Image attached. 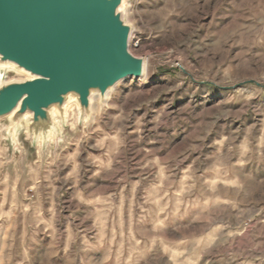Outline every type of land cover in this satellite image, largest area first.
Returning a JSON list of instances; mask_svg holds the SVG:
<instances>
[{"label": "rangeland", "instance_id": "obj_1", "mask_svg": "<svg viewBox=\"0 0 264 264\" xmlns=\"http://www.w3.org/2000/svg\"><path fill=\"white\" fill-rule=\"evenodd\" d=\"M123 2L145 76L0 118V264H264V0Z\"/></svg>", "mask_w": 264, "mask_h": 264}, {"label": "water", "instance_id": "obj_2", "mask_svg": "<svg viewBox=\"0 0 264 264\" xmlns=\"http://www.w3.org/2000/svg\"><path fill=\"white\" fill-rule=\"evenodd\" d=\"M122 3L0 0V62L31 76L0 87V118L30 113L33 126H47L50 108L62 109L71 96L89 111L93 92L105 99L120 82L142 77L144 63L130 52Z\"/></svg>", "mask_w": 264, "mask_h": 264}, {"label": "bare ground", "instance_id": "obj_3", "mask_svg": "<svg viewBox=\"0 0 264 264\" xmlns=\"http://www.w3.org/2000/svg\"><path fill=\"white\" fill-rule=\"evenodd\" d=\"M124 3V2H123ZM122 3V4H123ZM121 10V9H120ZM144 63V68H143V76H145L146 75V73H147V70H148V66H149V64L148 63H146V62H143ZM8 64H10V63H8ZM12 65V64H11ZM23 71V70H22ZM24 72V71H23ZM142 76V77H143ZM93 93H95V92H93ZM97 95V94H96ZM96 95H92L91 96V98H90V106H92V103H93V100L94 99H96V98H99V97H97ZM99 95V94H98ZM100 96V95H99ZM111 96V91H108L107 92V94H106V96H105V99L106 100H108L109 99V97ZM105 100V101H106ZM73 105H72V102H70V101H67L66 103H65V105L63 106V109H65V111L66 112H69L72 108ZM95 109V108H94Z\"/></svg>", "mask_w": 264, "mask_h": 264}]
</instances>
